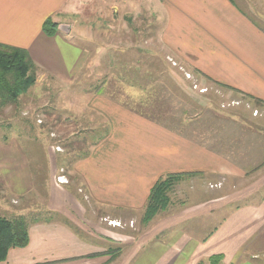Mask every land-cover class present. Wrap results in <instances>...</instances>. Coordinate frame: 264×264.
Segmentation results:
<instances>
[{"label":"crops","instance_id":"crops-1","mask_svg":"<svg viewBox=\"0 0 264 264\" xmlns=\"http://www.w3.org/2000/svg\"><path fill=\"white\" fill-rule=\"evenodd\" d=\"M243 1L247 9L238 0H105L96 9L105 23L101 32L113 40L114 31L116 38L124 31L135 32L125 23L129 18L124 20L128 3V13L138 23L146 17L158 24L159 28L146 29L157 30V43L182 72L186 69L182 83L195 75L264 106V28L251 16L264 14V5L258 9L253 4L260 2ZM80 11L77 0H0V44L26 50L39 68L33 91L41 92L40 87L55 79L61 88L60 101L54 104L58 111L85 121L99 118L98 124L107 129L103 139L72 165L88 201L50 179L46 206L61 218L29 226L27 246L10 249L2 264H199L214 255H222L219 264H253L248 255L252 259L264 254V172L254 182L247 174H254L258 166L264 171V133L252 129L244 115L238 120L208 105L197 106L192 117L182 113L173 127L137 113L142 104L129 96L120 99L121 91L114 99L104 87L78 88L82 68L87 74L81 77L91 79L98 58L111 60L112 45L103 42L92 54L97 46L94 27L88 23V33L82 34L84 21L73 19ZM62 13H69V18L60 19ZM93 13L97 12H85ZM47 19L57 24L52 36L42 30ZM65 95L70 101H64ZM207 119L212 123L206 125ZM168 175L193 182L176 201L169 197L164 214L156 215V225L144 237L119 235V227H105L82 205L95 212L102 208L129 213L139 220L151 188ZM236 177L254 185L243 198L221 196L210 187L221 178ZM260 191L261 198H255ZM124 216L117 222L124 224ZM111 245L123 248L113 252Z\"/></svg>","mask_w":264,"mask_h":264},{"label":"rangeland","instance_id":"rangeland-1","mask_svg":"<svg viewBox=\"0 0 264 264\" xmlns=\"http://www.w3.org/2000/svg\"><path fill=\"white\" fill-rule=\"evenodd\" d=\"M104 1L77 0V7H81L83 11H80V16L73 19L81 18L84 21L80 26L82 34L88 33V23H92L94 27L92 33L94 44L97 46L92 47V54L95 56L96 48L101 46V43L109 41L112 44L109 46V52L112 53H109L111 60L106 62L103 56L98 58V62L95 61L93 64L91 79L81 77L87 74L82 68L83 72L76 80L78 88L84 87L95 91L97 88L104 87V90L112 97L121 91L120 99L129 96L139 100L142 104L139 109L143 112L147 111L145 114L148 116L144 115L145 117L159 120L173 127L178 125L177 121L180 120L182 113L185 114L184 118L192 117L197 106L208 105L215 112L225 115L233 114L238 120L244 115L246 123L252 125V129L264 133V106H256L253 101H249L244 96L209 85L195 75L190 76L191 78L186 77L188 80L185 79L182 83L181 74L186 72V69L181 67L182 72L177 60L163 49L159 42L157 43L159 39L155 29L159 28L158 24L149 23L146 17L140 18L141 22L138 23V19L128 13V3H124L126 13L124 20L129 18L125 23L130 29H135V32L124 31L116 38L117 32L114 31L116 37L113 40L108 33L101 32L105 23L102 25L98 9L104 6ZM242 1L238 0V4L247 9L245 6L248 5L243 4L244 1ZM249 1L253 4V0ZM256 2L261 4L255 3L254 7L263 8L264 0H256ZM87 9L88 13H97L88 16L85 14ZM258 9L254 11L258 12ZM251 16L256 22L261 21L258 23L264 28V14L258 15L255 12ZM62 18L68 19L69 13H62L60 19ZM149 25L151 28L156 26L154 32L146 29ZM144 41L147 43L144 44ZM102 53L107 54V51L102 50ZM37 75L38 72H36V79ZM47 84L45 83L43 88L40 87L39 93L33 91L34 85L31 86L13 102L0 97V215L11 221L23 219L28 227L41 221H54L61 218L56 212L48 210L46 206L50 179L64 184L69 191H75L79 200L88 201L84 192L80 190V179L74 174L72 165L77 159L86 156L93 145L103 139L107 131L106 124H98L99 118L85 121L84 118L73 116L69 111H58L54 104L60 101L61 97L57 94L61 88H57L55 79ZM203 91L204 94H202ZM64 98V101H70L71 96L65 95ZM209 123H212L211 119L205 122L206 125ZM90 129L95 132L92 134ZM259 168L260 166L254 174H247L248 180L252 179L254 182L259 179L264 172L259 171ZM219 180V184L211 185V183L210 187L213 186L216 193L221 196L233 194L235 197L243 198L254 186L250 185V181L247 182L245 178L240 177ZM190 181L193 182L186 179L178 181L172 187L169 197L176 201L183 192L184 186L189 187ZM202 181L207 183V180ZM20 192L24 194L22 198L16 195ZM261 195L260 191L254 197L261 198ZM82 205L89 213L92 211L90 214L94 213L93 217L100 219L105 227L111 230L119 227V230L121 229L119 235L129 238H132L131 234L138 233L144 237L158 220L155 216L154 221L152 219L148 223H143L141 217L139 220L136 217L133 219L129 213L119 214L116 210L102 208H98L95 212L90 206ZM163 214V211L158 213L159 216ZM119 215H125L124 224L117 222ZM131 219L133 221H129ZM122 246L111 245L110 248L116 252L123 248ZM248 259L253 264H264L262 253L252 259L248 255ZM203 264L208 263L206 261Z\"/></svg>","mask_w":264,"mask_h":264},{"label":"trees","instance_id":"trees-1","mask_svg":"<svg viewBox=\"0 0 264 264\" xmlns=\"http://www.w3.org/2000/svg\"><path fill=\"white\" fill-rule=\"evenodd\" d=\"M42 30L47 36H52L57 31V24L47 19L42 25ZM38 70L26 50L0 44V97L16 101L34 85ZM253 101L257 106L263 105L260 101ZM136 112L148 116L145 114L147 111L137 109ZM179 180L178 175H168L155 183L144 207L143 223L150 222L167 207L170 202L169 193ZM27 244L28 226L24 220L18 218L11 221L0 215V264L6 261L10 249L24 248ZM221 261L222 255H214L207 259L208 264H219Z\"/></svg>","mask_w":264,"mask_h":264},{"label":"built area","instance_id":"built-area-1","mask_svg":"<svg viewBox=\"0 0 264 264\" xmlns=\"http://www.w3.org/2000/svg\"><path fill=\"white\" fill-rule=\"evenodd\" d=\"M188 76V75H187Z\"/></svg>","mask_w":264,"mask_h":264}]
</instances>
